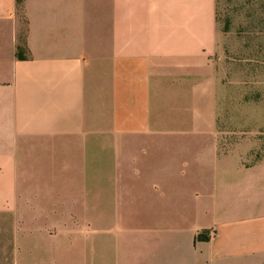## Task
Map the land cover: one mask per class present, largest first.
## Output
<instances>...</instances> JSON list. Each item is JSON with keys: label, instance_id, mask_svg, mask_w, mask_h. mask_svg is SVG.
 <instances>
[{"label": "crops", "instance_id": "crops-1", "mask_svg": "<svg viewBox=\"0 0 264 264\" xmlns=\"http://www.w3.org/2000/svg\"><path fill=\"white\" fill-rule=\"evenodd\" d=\"M218 34V0H0V264H264Z\"/></svg>", "mask_w": 264, "mask_h": 264}, {"label": "rangeland", "instance_id": "rangeland-1", "mask_svg": "<svg viewBox=\"0 0 264 264\" xmlns=\"http://www.w3.org/2000/svg\"><path fill=\"white\" fill-rule=\"evenodd\" d=\"M218 33L221 134L264 161V0H218Z\"/></svg>", "mask_w": 264, "mask_h": 264}, {"label": "trees", "instance_id": "trees-1", "mask_svg": "<svg viewBox=\"0 0 264 264\" xmlns=\"http://www.w3.org/2000/svg\"><path fill=\"white\" fill-rule=\"evenodd\" d=\"M18 56L21 58V59H25L26 58V55H25V49L23 47L20 48L19 52H18Z\"/></svg>", "mask_w": 264, "mask_h": 264}]
</instances>
